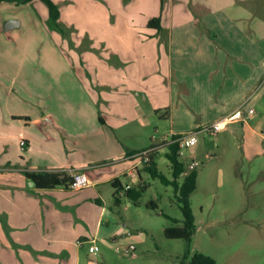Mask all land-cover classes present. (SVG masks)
<instances>
[{"label": "crops", "instance_id": "0c3cea01", "mask_svg": "<svg viewBox=\"0 0 264 264\" xmlns=\"http://www.w3.org/2000/svg\"><path fill=\"white\" fill-rule=\"evenodd\" d=\"M106 6L112 20H90L93 28L84 36L94 49L79 53L77 77L81 86L95 92L90 102L91 122H95L91 127L117 148L106 147V156L124 164L110 173L101 168L96 173L92 168L107 161L75 166L77 162L57 156L56 162L47 165L6 167L0 174L1 264H81L87 242L91 246L100 238L126 232L111 222L115 212L100 186L116 178L128 184L123 179L127 175L137 176L132 183L144 184L145 166H136L133 157L142 148H124L114 132L130 121H137L141 128L149 124L151 112L138 101L135 90H144L143 99L154 98L161 106H171V138L174 133L208 131L214 122L238 113L220 132L240 134L243 129L264 139V108L255 107L264 102V0H161L157 12L144 15L138 8L144 19L141 24L132 13L131 20H117L122 14ZM63 13L60 23L65 21ZM159 15L162 28L151 27L150 19ZM61 56L71 67L68 56ZM69 67L50 71V82L68 83ZM68 104L65 100L60 104L65 107L60 118L49 110L28 118L20 133V139L27 141L25 149L30 145L29 124L44 134L51 129L66 132L71 119L87 133L86 99L76 100V109ZM250 147L254 153L261 151L260 145L251 143ZM28 171L86 174L92 186L38 187L26 175ZM90 246L88 254L94 253Z\"/></svg>", "mask_w": 264, "mask_h": 264}, {"label": "rangeland", "instance_id": "374dc122", "mask_svg": "<svg viewBox=\"0 0 264 264\" xmlns=\"http://www.w3.org/2000/svg\"><path fill=\"white\" fill-rule=\"evenodd\" d=\"M33 1L22 4L0 1V174L8 166L54 163L57 156L77 162L75 166L78 162L86 166L107 161L92 168L96 173L100 168L108 173L121 169L124 161L106 156L109 154L106 147L117 149L112 140L91 127L95 122H91L90 102L95 92L78 83V56L83 50L94 49L84 36L86 30L93 28L90 20H112L105 10L106 4L122 14L117 20H131L135 14L134 20L141 24L142 14L159 11L161 0H54L64 11L65 21L59 26L48 17L50 10L45 1ZM7 20H20L21 24L6 29ZM62 53L68 56L71 67ZM66 66L69 82L51 83L49 72L64 70ZM143 91L135 90V96L151 112L149 124L141 128L137 121H130L115 128L117 143L126 149L138 145L142 150L157 145L159 168L173 178L172 164L166 155L168 145L162 144L165 138H171L172 120L168 116L171 106H161L154 98L143 99ZM79 98L86 99L90 117L86 121L90 125L86 134L71 119L66 132L51 129L44 134L35 124H29L26 135L30 145L26 149L22 146L20 133L23 124L29 123L28 118L47 110L60 118L65 108L60 104L65 100L70 109H76L73 103ZM255 107L263 109L264 102ZM201 128L204 127L198 129ZM198 137V143L181 156L188 164L192 159L200 162L197 187L191 196L197 223L192 240L166 235V227L184 224L183 205L173 184H166L145 170L146 187L138 204L124 193L117 201L110 181L100 186L115 212L111 222L126 232L100 238L95 254H88L87 242L81 264H190L196 252L213 256L217 264H264V139L243 129L240 134L231 130L217 134L199 130ZM251 143L260 145L261 151L254 153ZM134 159L137 161L139 157ZM89 178L85 188L92 186L90 175ZM136 178L123 177L128 184ZM153 201L158 204L156 208L149 206ZM132 244L135 248L126 252L125 248Z\"/></svg>", "mask_w": 264, "mask_h": 264}, {"label": "trees", "instance_id": "16d2710c", "mask_svg": "<svg viewBox=\"0 0 264 264\" xmlns=\"http://www.w3.org/2000/svg\"><path fill=\"white\" fill-rule=\"evenodd\" d=\"M4 1V0H0ZM16 2L18 4L31 2L33 0H6ZM48 4L50 10V18L55 24L60 25L59 19L61 16L60 6L54 0H43ZM149 25L157 29L162 28V17L154 16L150 19ZM155 145L147 148H153ZM167 157L171 161L173 168V178H170L163 171L160 170L157 161L159 149H155L149 155V160L144 163L145 170L149 171L154 177H160L166 184H173L175 186L176 194L182 202L184 211V224L168 226L165 228V233L172 238H186L192 240L194 233L197 230L196 216L193 210L191 196L195 191L198 183V168L188 169L187 163L179 154V144L175 141L168 144ZM146 150V149H145ZM143 151V150H141ZM185 174L183 180L181 177ZM26 175L35 181L38 187H55L59 185L72 186L75 176L59 171H44V172H26ZM115 187L116 200L120 201L122 193L129 196L134 203H140V198L143 195L146 184H124L120 178L113 181ZM149 206L156 208L158 204L153 201ZM190 264H217V260L206 253L196 252Z\"/></svg>", "mask_w": 264, "mask_h": 264}, {"label": "built area", "instance_id": "2783aa9c", "mask_svg": "<svg viewBox=\"0 0 264 264\" xmlns=\"http://www.w3.org/2000/svg\"><path fill=\"white\" fill-rule=\"evenodd\" d=\"M253 111H254V109H251V112H253ZM237 114H233L231 116L225 117L221 120L214 122L213 124H211L210 126L207 127L208 131L210 133H213V134L219 133L234 119V117ZM173 141H175L179 144V154H180V156H183L185 154V150L187 148L193 147L198 143V141H199L198 131L194 130V131H190L187 133H183V132L174 133L172 135L171 140L169 142H167V145ZM21 144L24 148L27 145V141L24 137L21 139ZM155 149H158L157 145H155L153 148L146 149V150H143V151H140V152L134 154L133 155L134 158L139 157V159L136 162V166L147 162L149 160V155ZM199 164H200V162L198 160L192 159L189 163V169H195L198 167ZM88 183H89V180H88V177L86 176V174H76L74 183L72 184V187L81 188V187L88 185ZM134 248H135V245L132 244L130 246H127L125 248V251L129 252L131 249H134ZM98 250H99V246L96 243H94L90 246L91 252L96 253Z\"/></svg>", "mask_w": 264, "mask_h": 264}, {"label": "water", "instance_id": "95a60500", "mask_svg": "<svg viewBox=\"0 0 264 264\" xmlns=\"http://www.w3.org/2000/svg\"><path fill=\"white\" fill-rule=\"evenodd\" d=\"M20 21L19 20H7L5 23V28L6 29H11L15 27L16 25H19Z\"/></svg>", "mask_w": 264, "mask_h": 264}]
</instances>
